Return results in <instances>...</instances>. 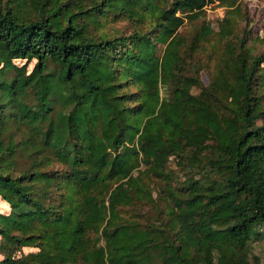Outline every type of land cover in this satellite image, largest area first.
I'll use <instances>...</instances> for the list:
<instances>
[{"label": "trees", "instance_id": "obj_1", "mask_svg": "<svg viewBox=\"0 0 264 264\" xmlns=\"http://www.w3.org/2000/svg\"><path fill=\"white\" fill-rule=\"evenodd\" d=\"M244 5L0 0V264H264Z\"/></svg>", "mask_w": 264, "mask_h": 264}, {"label": "rangeland", "instance_id": "obj_2", "mask_svg": "<svg viewBox=\"0 0 264 264\" xmlns=\"http://www.w3.org/2000/svg\"><path fill=\"white\" fill-rule=\"evenodd\" d=\"M244 6H246L249 14H251L253 21V27L255 31L261 32L264 30V0H243ZM211 7V6H209ZM217 14L213 13L214 16L222 14L221 8L211 9ZM19 62V61H18ZM204 82L207 83L208 80L206 76L203 78ZM3 209L7 210V207L2 205ZM261 243L257 245L255 252L261 257L264 262V239L260 240ZM30 248H25L24 251L27 253L31 251Z\"/></svg>", "mask_w": 264, "mask_h": 264}]
</instances>
